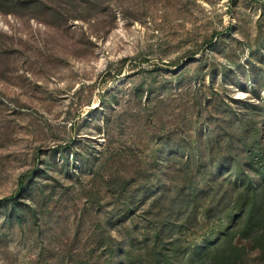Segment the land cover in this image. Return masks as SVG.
<instances>
[{"label": "rangeland", "instance_id": "rangeland-1", "mask_svg": "<svg viewBox=\"0 0 264 264\" xmlns=\"http://www.w3.org/2000/svg\"><path fill=\"white\" fill-rule=\"evenodd\" d=\"M0 264H264V0H0Z\"/></svg>", "mask_w": 264, "mask_h": 264}]
</instances>
